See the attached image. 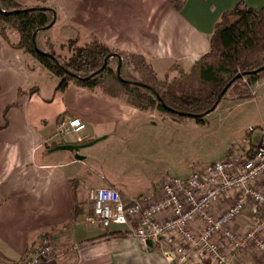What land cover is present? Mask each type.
Wrapping results in <instances>:
<instances>
[{"label":"crops","instance_id":"obj_1","mask_svg":"<svg viewBox=\"0 0 264 264\" xmlns=\"http://www.w3.org/2000/svg\"><path fill=\"white\" fill-rule=\"evenodd\" d=\"M238 3L264 7V0H184L180 10L171 0H108V48L144 58L158 80L173 79V67L189 73L209 52L216 23ZM50 74L32 56L0 42V264H16L42 236L56 244V264H172L160 249L150 250L129 236L103 237L106 231L87 221L92 215L88 190L114 188L125 199L158 196L165 177L158 188L134 190L108 173V161L103 165L86 150L98 143H177L180 121L142 112L98 87L69 84L57 92L59 79ZM63 117L83 122L80 138L55 136ZM157 126L168 131L163 138ZM92 142L81 149L85 153L79 151L82 161L68 151L50 152L59 145ZM230 203H221L217 211ZM258 217V209L248 207L235 228L248 227ZM114 231L125 230L108 233ZM231 253L247 264L248 256Z\"/></svg>","mask_w":264,"mask_h":264},{"label":"built area","instance_id":"obj_2","mask_svg":"<svg viewBox=\"0 0 264 264\" xmlns=\"http://www.w3.org/2000/svg\"><path fill=\"white\" fill-rule=\"evenodd\" d=\"M85 130L79 118L63 117L54 134L80 138ZM230 147L231 155L193 170L185 179L165 177L158 196L125 199L114 188L88 190L92 215L87 221L106 232L123 229L146 248L163 249L172 264H231L220 240L235 252L253 245L264 254V133L250 159L237 154L239 145ZM228 200L219 213L220 204ZM251 206L258 209V219L242 235L235 233L234 223ZM55 248L52 238L42 236L16 264H56Z\"/></svg>","mask_w":264,"mask_h":264},{"label":"trees","instance_id":"obj_3","mask_svg":"<svg viewBox=\"0 0 264 264\" xmlns=\"http://www.w3.org/2000/svg\"><path fill=\"white\" fill-rule=\"evenodd\" d=\"M183 3L184 0H172L176 10H180ZM8 13L7 16L0 13V20L17 33L19 41L15 49L32 56L59 79L55 89L57 92H63L69 84L87 89L98 87L108 97L142 112L161 117H190L201 123L205 118L202 115L217 104L225 88L227 90L222 99L234 90L236 100L249 101L253 98L251 88L264 79V69L257 72L264 67V7L255 10L238 3L231 11L224 13L214 27L209 52L193 65L189 73L173 67L170 72H177L176 77L170 80L166 77L164 81L156 78L142 57L133 55L128 59L127 55L96 42L74 50L67 62H60L45 52L47 55H41L36 51V38L51 24L52 20L49 21L47 14L54 16V11L38 7L14 9ZM35 33L34 44L32 39ZM119 58L132 66L139 74L138 79L121 77L123 63L119 76L117 68L115 72L107 69L111 60H116L118 66ZM105 61L106 68L98 73ZM104 74L105 80H108L107 86L99 82ZM238 75L243 77L236 80ZM228 150L227 156L233 153L232 148ZM253 150L245 154L246 159L253 157ZM115 236L125 237L128 234L126 231H114L106 232L103 237Z\"/></svg>","mask_w":264,"mask_h":264},{"label":"rangeland","instance_id":"obj_4","mask_svg":"<svg viewBox=\"0 0 264 264\" xmlns=\"http://www.w3.org/2000/svg\"><path fill=\"white\" fill-rule=\"evenodd\" d=\"M38 7L51 9L56 18L52 28L36 38V46L40 51L55 56L60 62H67L74 50L92 42L108 48V0H0V8L5 12ZM47 16L49 21L53 20L51 13ZM18 41L19 37L11 26L0 20V42L15 48ZM121 53L127 55L128 59L134 55ZM32 61L26 59L29 65ZM121 63L125 64L121 72L122 78H139L131 65L126 64L123 59ZM116 68V60H111L107 69L115 72ZM105 75L99 82L107 86ZM251 93L252 100L241 102L235 99L234 90L229 91L217 109L201 123L190 117H175L180 121L176 128L177 143H98L86 151L96 156L103 165L108 161V173L124 178L134 190H141L145 186L151 190L164 177L185 179L192 170L223 160L227 156L226 151L233 144L239 145L237 154L243 157L254 149L264 133V79L251 88ZM162 127L157 126L156 129L159 128L163 138L168 131ZM249 139V143H240ZM134 195V199L138 198L137 194ZM242 215L233 227L234 232L240 235L249 227L235 228ZM220 246L223 254L231 259V264L239 260L232 255L233 250L221 240ZM233 252L244 255V258L248 256L247 264H264V254L253 245L242 252ZM239 261L240 264H246ZM202 264L211 263L206 260Z\"/></svg>","mask_w":264,"mask_h":264},{"label":"water","instance_id":"obj_5","mask_svg":"<svg viewBox=\"0 0 264 264\" xmlns=\"http://www.w3.org/2000/svg\"><path fill=\"white\" fill-rule=\"evenodd\" d=\"M0 13H2V14L5 15V16H7V15L9 14L8 12H5V11H3V10H1V9H0ZM55 21H56V18H55V16H54V17H53V20H52V22H51V24H50L48 27H46V28L44 29V31L49 30V29L54 25ZM36 33H37V32H36ZM36 33L33 35V39H32V41H33L34 44H35ZM36 51H37L39 54H41V55H44V56L47 55V54H45V53L39 51L37 48H36ZM118 61H119V62H118V66H117V75L119 76V70H120V66H121V59L119 58ZM106 65H107V61L104 62L103 67L101 68V70H100L98 73H101V72L106 68ZM263 69H264V67L261 68V69H259L257 72H259L260 70H263ZM242 77H243L242 75H238V76L236 77V80L241 79ZM233 82H234V81H233ZM231 84H232V82H231ZM231 84H230V85H231ZM230 85H228V87H229ZM226 90H227V88H225V89L223 90V92L220 94V96L218 97V99H217V104L221 101L222 96H223V94L226 92ZM217 104H216V105H217ZM216 105L213 106V108H212L210 111L204 113L202 116H203V117H206V116H208L210 113H212V111H214V110L216 109ZM94 144H96V143H93V142H92V143H88V144H86V145H76V144H65V145H59V146L53 148L50 152H53V153H54V152L68 151V152H70V153H74V155H75L74 157H75L76 160H78V161H82V160H84V157H82V156L79 155V151H80L81 149H83L84 147H90V146H93Z\"/></svg>","mask_w":264,"mask_h":264}]
</instances>
